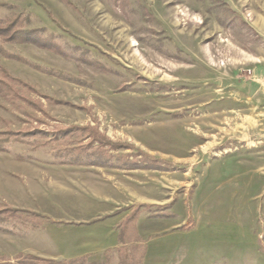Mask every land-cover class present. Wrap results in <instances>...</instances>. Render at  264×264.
Returning a JSON list of instances; mask_svg holds the SVG:
<instances>
[{
  "label": "rangeland",
  "instance_id": "obj_1",
  "mask_svg": "<svg viewBox=\"0 0 264 264\" xmlns=\"http://www.w3.org/2000/svg\"><path fill=\"white\" fill-rule=\"evenodd\" d=\"M13 16L59 50L0 44L17 57L0 53L17 80L0 133H34L0 149V264L75 240L76 258H34L119 264L131 243L141 264H264V0H0L2 25ZM71 127L90 130L54 138ZM93 137L132 148L106 160L83 151ZM73 166L120 193L100 232L65 233L5 198L27 167Z\"/></svg>",
  "mask_w": 264,
  "mask_h": 264
},
{
  "label": "crops",
  "instance_id": "obj_2",
  "mask_svg": "<svg viewBox=\"0 0 264 264\" xmlns=\"http://www.w3.org/2000/svg\"><path fill=\"white\" fill-rule=\"evenodd\" d=\"M27 168L20 172L18 183L4 190L6 200L13 209L30 212L33 216H45L55 223H61L57 225V229L65 233L89 229L100 232L103 230V218L113 215L122 205L117 199L120 193L109 185L103 172L84 171L80 166H73L71 171H61L51 176L41 169ZM57 204H61L60 207ZM55 211L58 216L53 213ZM64 211L66 214L61 216ZM80 246L75 240L73 243L65 242L59 250L35 244L29 245L26 251L19 252L41 259L61 261L79 256L76 253Z\"/></svg>",
  "mask_w": 264,
  "mask_h": 264
},
{
  "label": "trees",
  "instance_id": "obj_3",
  "mask_svg": "<svg viewBox=\"0 0 264 264\" xmlns=\"http://www.w3.org/2000/svg\"><path fill=\"white\" fill-rule=\"evenodd\" d=\"M27 23V18L22 16H13L10 19L6 21L4 25L0 22V44H17V45H34L37 47H44L50 51L57 52L59 49L58 47L53 43L52 38L49 37L47 40H43L38 36V31L29 30L25 28V24ZM0 53L4 56L12 59H17V57L13 55H7L3 52V50L0 48ZM0 94L3 95L12 93L14 90L13 82H17L15 78L10 76L4 69L0 67ZM21 84V83H20ZM89 128H77V127H71L64 129L62 131H58L54 134V138L58 139L59 137H63L66 134L72 132V131H89ZM34 133L31 131H26L23 133H14L11 131L0 133V149L3 148V145L7 142H23L25 141L24 138H30L33 136ZM20 137V138H19ZM90 140V137H88ZM97 144L98 151H102L103 148V155L107 158L106 160H110L112 155L110 152H115L116 150H119L121 148L124 149H131L132 147L127 145H117L110 143L107 141L105 137L98 139L93 137L91 141L87 144L86 147H83L86 149L87 147L90 148L93 146V144ZM142 156V152H138L135 155H131L130 157L134 160L137 156ZM146 156V155H145ZM107 162V161H106ZM155 159L144 157V160L141 162L137 161H131L129 162V158H126V164L130 165L131 168L138 169L141 166H153V164H156ZM13 212V211H12ZM136 242V241H133ZM122 243V242H121ZM130 243V242H129ZM138 249H140L138 246L134 244L129 245H121L116 249V252L118 253L119 257V264H141V259L143 255V251L137 252ZM138 253V255L136 254ZM1 264H10V263H1ZM16 264H87V262L84 259H78V260H70L65 262H53V261H47V260H41L34 257H20L17 259Z\"/></svg>",
  "mask_w": 264,
  "mask_h": 264
}]
</instances>
